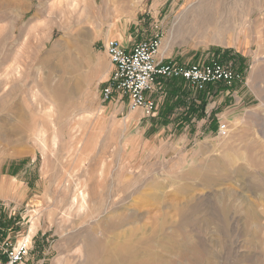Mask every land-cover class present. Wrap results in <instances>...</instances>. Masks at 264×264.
<instances>
[{
    "label": "rangeland",
    "instance_id": "374dc122",
    "mask_svg": "<svg viewBox=\"0 0 264 264\" xmlns=\"http://www.w3.org/2000/svg\"><path fill=\"white\" fill-rule=\"evenodd\" d=\"M60 1L0 0V136H11L0 142V237L31 242L25 264H121L128 240L134 258L180 264L170 243L187 238L216 264H264V0H85L77 11ZM65 36L68 52L55 47ZM154 37L165 58L231 66L243 80L209 94L162 81L150 117L117 99L103 103L106 41ZM73 42L86 45L83 56ZM57 76L81 80L83 93L47 114ZM233 91L243 105L230 116L224 97Z\"/></svg>",
    "mask_w": 264,
    "mask_h": 264
},
{
    "label": "built area",
    "instance_id": "2783aa9c",
    "mask_svg": "<svg viewBox=\"0 0 264 264\" xmlns=\"http://www.w3.org/2000/svg\"><path fill=\"white\" fill-rule=\"evenodd\" d=\"M162 38L133 42L126 46L117 39H108L105 51L112 71L102 90L103 103L114 99L127 103L130 112L142 111L147 117L155 114L159 101L155 94L162 81L182 80L196 94L210 92L223 84L232 88L243 80L241 73L220 63L180 64L161 54ZM209 94V93H208ZM218 135H230L228 124L219 126ZM31 242L27 239L12 243L0 237V264H25L30 256Z\"/></svg>",
    "mask_w": 264,
    "mask_h": 264
},
{
    "label": "bare ground",
    "instance_id": "6f19581e",
    "mask_svg": "<svg viewBox=\"0 0 264 264\" xmlns=\"http://www.w3.org/2000/svg\"><path fill=\"white\" fill-rule=\"evenodd\" d=\"M66 1V5H67V7L69 6L73 11H77V9L79 8V6H81V4L85 1V0H65ZM59 2H60V4L61 3H63L64 1H60L59 0ZM67 3H69V5L67 4ZM66 5H65V7H66ZM121 4H118V5H116L117 6V8L118 9H116V12L117 13H120V11H121V8H119V6H120ZM42 6V5H41ZM40 7V6H39ZM61 7V6H60ZM66 7V8H67ZM199 7V6H198ZM211 7V6H210ZM13 8V7H12ZM200 8H201V6H200ZM18 9L17 8H13V9H11V12L12 13H16V12H18L17 11ZM202 10V9H201ZM200 10V11H201ZM213 10V9H212ZM199 11V12H200ZM203 11V10H202ZM61 12V11H60ZM210 12H211V10H210ZM63 13L65 14L66 13V10H64L63 11ZM70 13V12H69ZM78 13V12H77ZM64 14H62V15H64ZM73 14V13H72ZM194 14V13H193ZM196 15V14H195ZM194 15V16H195ZM207 18H209V17H207ZM189 20V19H188ZM208 20V19H207ZM80 24V23H79ZM17 27H16V25H12V27H11V33L9 34V36H8V39H12V38H14L16 35H17ZM21 34V33H20ZM76 34V33H75ZM77 36H78V34H77ZM84 36V35H83ZM74 37V36H73ZM72 37V38H73ZM82 37V36H81ZM81 37H79V38H81ZM68 39H70V37H63L59 42H57L56 44H55V47H62V48H64V49H68V42H69V40ZM77 39H78V37H77ZM83 39V38H82ZM81 39V40H82ZM84 39H85V37H84ZM68 40V41H67ZM2 42V41H1ZM18 42V40H15L14 41V44H16ZM77 42V41H76ZM76 42H73L74 43V46H76V48L75 49H77L78 51H79V53H80V55H82L83 53H84V50H86L87 49V47H86V49H84L83 48V46H86V45H83V46H81V44H77ZM80 42V41H79ZM85 43V42H84ZM87 43V42H86ZM72 50V49H71ZM67 52H68V50H67ZM87 52L85 51V54H86ZM83 56V55H82ZM68 57V56H67ZM259 58V57H258ZM73 59H75V58H73ZM261 59V58H260ZM263 59V58H262ZM41 63H42V65L41 66H47L48 64H49V61L47 60V59H45V60H42L41 61ZM79 67V63L76 61V60H74L71 64H70V66H69V73L70 72H73L75 69H77ZM16 70V69H15ZM14 70V71H15ZM4 75V74H3ZM14 75L16 76V81H19V77H20V71H19V69L18 70H16V72L14 73ZM9 77V76H8ZM53 77V76H52ZM56 78H58L57 80H56V82H55V87L52 89V91H51V96H50V99H51V104L50 105H48V107L45 109L44 108V110L47 112V114H52V112H53V110H52V108L54 107V105H55V103L57 102V103H59V104H65V103H67V102H70V101H72V100H74V99H77V98H79L81 95H82V93H83V89H84V86H83V84H82V82H81V80L76 84V85H73L72 83H71V81L70 80H66V79H64V77H62V76H57ZM9 79H10V77H9ZM83 79V78H82ZM45 83H50V82H52L53 81V79H51L50 78V76L48 75V76H46L45 78H44V80H43ZM83 81V80H82ZM19 85H21V84H19ZM21 87V86H20ZM19 87H18V85H15L14 87H13V89H12V91L11 92H9L8 94H5L4 96H3V102L6 100V98H8V97H12L13 95H14V93L17 91V89H18ZM7 90V89H6ZM36 99V98H35ZM55 113V112H54ZM55 116V115H54ZM50 118V117H49ZM3 122H4V120H3ZM15 123V125H16V123H18V121H15L14 122ZM20 123V122H19ZM17 124V125H25L26 126V124L25 123H21V124ZM0 125H1V123H0ZM1 127V126H0ZM19 127L18 126H15V131H18V130H20V129H18ZM13 129H14V126H13ZM14 131V132H15ZM11 132H12V130H11ZM13 132V133H14ZM16 133V132H15ZM17 134V133H16ZM43 135H44V133H43ZM11 137V136H10ZM9 135L8 134H6L5 133V135L4 136H0V142H9L10 140H9ZM38 139H40V138H38ZM42 142V141H41ZM43 143V142H42ZM55 144H56V142H55ZM43 146H44V144H43ZM255 159V158H254ZM208 170V169H207ZM202 171V170H201ZM199 172V171H198ZM208 173V172H207ZM211 174V173H210ZM207 176H209V175H207ZM211 177V176H210ZM209 178V177H208ZM211 183V182H210ZM80 192V191H79ZM78 198L80 197L83 201L85 200V195L83 194V193H80V195H78L77 196ZM189 200V199H188ZM74 203H77V198H75L74 199ZM81 203V202H80ZM189 203V202H188ZM186 205V204H185ZM81 208H83L82 206H81ZM191 208H195V207H191ZM180 209H182V208H180ZM186 212H187V210H185V209H182L181 210V216L182 217H184V215L186 214ZM191 213V212H190ZM193 213V212H192ZM229 213H230V210H228V212H227V215H229ZM255 213H256V211H255ZM187 216H189V215H187ZM246 216H247V218H246V220L249 222V224H251V225H254L255 224V220H256V215L254 214V212H249L248 214H246ZM191 217V216H190ZM132 218V217H131ZM134 218V217H133ZM188 218V217H187ZM245 219V218H244ZM118 219H116V221H117ZM186 220V219H185ZM191 220V219H190ZM181 221V220H180ZM187 221V220H186ZM123 222V220H121V219H119L117 222H115L113 225L114 226H117V225H119L120 223H122ZM184 225H185V223H184ZM187 225V224H186ZM250 225V226H251ZM178 226V225H177ZM258 226V225H257ZM187 227V226H186ZM254 227H256V226H254ZM258 228V227H257ZM181 229V228H180ZM184 230V229H183ZM162 231H163V229H162ZM258 231V230H257ZM186 232V231H185ZM253 232V231H252ZM255 232V231H254ZM158 233H160V231L158 232ZM187 233V232H186ZM157 234V233H156ZM161 235V234H160ZM162 236H163V234H162ZM168 237V236H167ZM170 237V236H169ZM187 237V236H186ZM156 238V237H155ZM163 238V237H162ZM252 238V237H251ZM157 239H158V237H157ZM172 239V238H171ZM174 239V238H173ZM177 239V238H176ZM183 239V238H182ZM187 240H188V238H187ZM186 240V241H187ZM177 241V240H176ZM184 241V240H183ZM186 241H184V242H182V244H180L178 247H175V244H174V241L172 240V242L170 243V248L172 249V250H174L175 248H177L178 249V254L180 255V257L182 258V260H183V262L184 263H180V264H216L215 262H214V259H213V254H212V251L211 250H206V249H200V250H195L194 248H189L188 246H187V243H186ZM192 241V240H191ZM150 242V241H149ZM154 241H151L150 243L152 244ZM157 242V241H156ZM188 242V241H187ZM248 242V241H247ZM189 243V242H188ZM194 243V242H193ZM249 243V242H248ZM172 244V245H171ZM195 244V243H194ZM194 244H192V246L194 245ZM201 244V243H200ZM199 244V245H200ZM134 245V244H133ZM191 245V244H190ZM196 245V244H195ZM199 245H197V247L199 246ZM251 245L253 246L254 244L253 243H251ZM248 246H249V244H248ZM147 247V246H146ZM195 247V246H194ZM134 248H133V246H132V242H131V240H128V242L126 243V244H124V246H122L119 250H118V257H117V259L115 260V261H117V262H119V263H121V264H171V261H168V259H160V257H161V255H160V257L158 258V257H156L155 255H151L150 254V256H149V259L148 258H143L142 260H139V258H134L133 256H132V250H133ZM145 250V249H144ZM147 251V250H146ZM177 253V252H176ZM147 254V253H146ZM155 254V253H154ZM148 255V254H147ZM178 255V256H179ZM145 256V255H144ZM146 257V256H145ZM162 257H164V256H162ZM198 257H200V258H202V263L201 262H199V261H197V258ZM177 259V258H176ZM177 261V260H176ZM191 261H193V262H191ZM177 263V262H176Z\"/></svg>",
    "mask_w": 264,
    "mask_h": 264
},
{
    "label": "crops",
    "instance_id": "0c3cea01",
    "mask_svg": "<svg viewBox=\"0 0 264 264\" xmlns=\"http://www.w3.org/2000/svg\"><path fill=\"white\" fill-rule=\"evenodd\" d=\"M132 44L133 43H128L126 46H130ZM111 68H112V66H111ZM175 81H182V80H175ZM236 84H238V83H236ZM217 87H215V88L211 87L210 88V90H212V93H215L216 92L215 89ZM226 90L229 91V89H227V88H226ZM233 92H234V94H232L230 97H229V95H227L230 92H228L225 95V97H224V99H225V110H226L225 112L228 113V114H230V116L233 115V114H235V113H237V112H240L241 105H243V103L241 104L243 98L241 96H237V94H239V91L238 92L233 91Z\"/></svg>",
    "mask_w": 264,
    "mask_h": 264
}]
</instances>
